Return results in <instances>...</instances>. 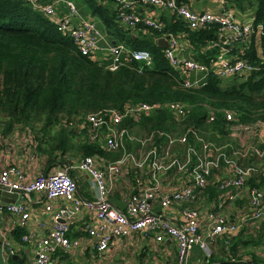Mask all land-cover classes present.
I'll list each match as a JSON object with an SVG mask.
<instances>
[{
    "label": "built area",
    "instance_id": "2783aa9c",
    "mask_svg": "<svg viewBox=\"0 0 264 264\" xmlns=\"http://www.w3.org/2000/svg\"><path fill=\"white\" fill-rule=\"evenodd\" d=\"M22 1L56 22L59 30L74 40L82 54L108 69L116 70L132 60L147 65L153 63L150 49L133 48L123 41L112 40L96 15L81 13L74 0ZM99 1L114 3L121 24L130 29L143 24L161 32L167 27L164 14L182 21L186 29L167 30L159 38H167L168 45L163 47L165 56L184 76L186 87L202 86L211 76L224 80L235 75L246 76L259 69L256 62L240 57L238 49L244 52L256 36H262L263 23L256 21L254 13L249 20H240L232 0H217L221 5L218 12L196 8L189 0ZM60 2L66 4V11H59ZM212 25L217 26V35L203 48L218 49L219 53L210 62H204L193 55L189 33ZM162 106L165 105L158 102H129L123 109H100L83 117L79 127L87 128V138L100 142L108 151L120 152L115 159L101 154L85 155L74 164H66L53 172H41L33 178L15 164L0 169L1 190L24 198L42 192L46 196L44 210L54 213L44 235H40L37 229L23 234L24 240H35V257L31 264H52L59 252L68 253L80 245L79 239L70 236V230L84 209L98 220L95 225L86 221L83 227L96 241L99 252L109 247L113 237L124 238L142 230L145 234H153L158 241L167 236L174 238L177 243L176 264H190V251L196 243L211 253V243L222 233L240 230L250 219L264 220V185H246V179L261 168L255 163H243V159L252 154L264 158V148L255 141L249 144L242 138L243 134L264 139L261 134L264 126L259 132L249 126L235 125L231 140L218 137L212 141L207 131L196 124L177 132L153 128L147 134H136L132 123L154 114ZM166 106L179 121L187 115L182 101H172ZM216 114L209 112L207 120H214ZM225 116L233 120L235 112L227 110ZM126 121L130 125L125 124ZM25 133L29 135L30 129ZM222 138L226 139L224 143ZM233 140L237 141V148L231 146ZM131 144H136L138 149H132ZM177 147L182 150L176 151ZM73 167L91 175L95 188L93 197L84 198L77 194L78 182L72 174ZM125 170L126 174L133 176L134 188L124 190V205L120 206L111 195ZM216 170L220 175H214ZM215 177H220L218 185L223 191L204 208L200 204L201 194ZM242 191L248 197L249 217L234 221L221 208L224 202L234 201ZM58 199L65 203L55 206ZM169 209L179 211L182 217L179 222H174L171 213L168 214ZM0 210L14 215L22 227L27 226L34 214L25 199L5 202L0 197ZM202 225L206 226L205 231ZM3 243L8 249L5 253H15L8 240Z\"/></svg>",
    "mask_w": 264,
    "mask_h": 264
},
{
    "label": "trees",
    "instance_id": "16d2710c",
    "mask_svg": "<svg viewBox=\"0 0 264 264\" xmlns=\"http://www.w3.org/2000/svg\"><path fill=\"white\" fill-rule=\"evenodd\" d=\"M85 1L112 40L123 41L133 48L150 49L153 63L147 65L132 60L116 70L108 69L82 54L74 40L63 34L57 23L42 11L22 0H0V128L5 133L15 124L35 130V124L41 122L34 139H37L39 150L49 154L52 163L56 161L53 157L56 151L61 150L65 155L75 148L82 157L91 154H101L108 159L119 157L120 152L108 151L100 142L85 136L76 141L75 137L87 133V128H80L79 123L88 112L123 109L129 102L165 105L141 121L133 122V126L139 123L171 130V126L179 121L166 106L172 101L185 103L187 115L183 123L204 128L214 139L231 140L235 125L249 126L256 131L264 126V33L260 47L252 41L239 55L256 62L258 70L246 76L235 75L229 82L211 76L206 84L189 88L184 84V76L170 65L158 43L162 32L186 29L182 21L174 16H164L167 27L161 32L143 24L130 29L121 24L114 3ZM232 1L243 11L252 8L256 21L264 26V0ZM216 35L217 26L214 25L189 33L193 55L197 59L210 62L219 53L218 49L203 48ZM227 110L235 112L233 120L226 118ZM209 112H217L214 120H207ZM57 125L60 128L52 133ZM233 143L238 145L236 140ZM255 143L264 148V139L258 137ZM229 152L232 153L231 148ZM243 163H255L261 168L246 179V185H264V158L252 154L244 158ZM215 174L220 175V171H214ZM219 179H212L206 188L211 197L223 191L218 185ZM242 234L246 235L243 229L234 235L229 232L219 235L214 240L216 245L211 244L209 260L251 254L252 260L259 264L263 257L251 248L264 243V231L256 238L245 239ZM59 254L61 259L68 258L65 252Z\"/></svg>",
    "mask_w": 264,
    "mask_h": 264
},
{
    "label": "crops",
    "instance_id": "0c3cea01",
    "mask_svg": "<svg viewBox=\"0 0 264 264\" xmlns=\"http://www.w3.org/2000/svg\"><path fill=\"white\" fill-rule=\"evenodd\" d=\"M191 3L199 9H207L218 12L221 10V5L217 0H189ZM233 4L235 5L234 1ZM87 5V4H86ZM60 12L67 10V6L64 2L58 4ZM236 14L240 20H249L253 14V9L241 10L237 8ZM84 15L92 14V11L83 10ZM166 17L171 15L164 14ZM98 19V18H97ZM99 20V19H98ZM106 31V30H105ZM109 35V34H108ZM261 37L256 36L253 42L257 47H260ZM192 51L194 50L192 44ZM238 49L239 55L243 52ZM30 129L32 140L24 138L26 136L21 131H27ZM21 129L13 128L8 132L0 130V169L10 164H15L23 170V172L29 177L33 178L41 172H53L58 169L66 167V164L76 163V159L68 158V156L61 153V150L55 152L53 157H56L55 162H49V154L39 150L36 133L31 128ZM245 136V142L251 143L254 140ZM234 148L236 144L232 143ZM237 148V147H235ZM72 174L76 177L78 182L77 194L84 198L93 197L95 194L94 181L91 175L85 170L73 167L71 169ZM209 187V186H208ZM134 182L133 176L130 173L126 174V170L121 174L116 181V187L114 193L111 195V199L120 206L124 205L123 192L125 189H133ZM240 194L234 201L224 202L221 210L225 212L232 220L241 221L244 218H248V197L245 193ZM15 194V193H12ZM219 195L210 196L208 191H204L201 194L200 204L207 208L210 205L211 200L217 198ZM0 197L5 202H14L25 199L29 203V206L33 209L34 214L31 220L27 223V226H20L14 215L6 211L0 210V264H31L35 257V240L32 242L23 239V234L29 230L37 229L40 235H44L50 227L53 220V212L45 211L44 206L46 202V196L42 192L32 193L26 198L21 197L16 193L15 196L3 195L0 193ZM65 201L58 199L55 201V206L64 204ZM171 213V218L174 222H179L181 214L178 210L169 209L168 214ZM205 219L203 218V221ZM88 221L95 225L98 222L97 218H94L93 213L84 209L79 213L76 224L70 230V236L80 240V245L77 248L71 249L67 254L68 258L61 259V255L57 256L56 261L52 264H176L177 243L176 240L170 236L165 237L163 241L156 240L153 234H145L142 230L134 231L130 235L120 238L113 237L109 247L99 252L96 248V241L88 236L84 229V223ZM44 222V224L42 223ZM202 229L205 231L206 226L202 225ZM245 232V239L250 237H257L264 231V220H252L245 223L244 227L240 230L229 232L230 235L237 234V232ZM247 237V238H246ZM4 240L15 248V253H5L8 249L4 245ZM215 242V243H214ZM211 244L216 245V241ZM255 250L264 261V243H260ZM212 252V250H211ZM211 253H208L200 244H195L190 251L189 262L190 264H256L251 257V254H245L241 258H235L233 256L217 259L216 261L209 260ZM15 259L17 262H15ZM259 264H263V263Z\"/></svg>",
    "mask_w": 264,
    "mask_h": 264
},
{
    "label": "rangeland",
    "instance_id": "374dc122",
    "mask_svg": "<svg viewBox=\"0 0 264 264\" xmlns=\"http://www.w3.org/2000/svg\"><path fill=\"white\" fill-rule=\"evenodd\" d=\"M75 2H76V4H77V6H78V8H79V10L81 9V11L84 13V11L83 10H87V11H92L91 10V8L90 7H88L87 5H86V1L85 0H74ZM81 12V13H82ZM97 17V16H96ZM233 78L231 77V78H227V79H224L223 81L224 82H229L230 80H232ZM183 120H180V121H178V122H176V125L175 126H171V130H173V131H182V130H184L187 126H189L190 125V123L189 124H185V123H183L182 122ZM125 124H128V125H130V123H129V121H126L125 122ZM40 126H41V122L40 123H36L35 124V130L32 128V127H30V126H27V125H21V124H15L13 127L14 128H17V129H24V128H31L35 133L36 132H38L39 130H40ZM131 127H133L134 129V131H135V133L136 134H138V135H144V134H147L151 129H153V128H150V125H144V124H135L134 126H131ZM60 128V126L59 125H57V126H55L53 129H52V133H55L58 129ZM0 130H2L1 128H0ZM20 130V131H21ZM208 130V129H207ZM23 134H25L26 136H24V138H29V136H28V134L27 133H25L24 131H21ZM259 132H260V130H259ZM83 133V132H82ZM81 133V135H79V136H77V137H75V140L76 141H81L82 139H83V137L85 136V137H87V133H84V134H82ZM261 134H262V136H264V127H262V132H261ZM249 135V134H248ZM212 135H209L208 136V138L210 139V140H214V138L213 137H211ZM245 135H243L242 134V138L243 139H246L245 137H244ZM258 135H252L251 136V138H252V140H257L258 139ZM30 140H32V137L30 136V138H29ZM225 140L226 139H224V138H222V143H224L225 142ZM241 142H243L242 140H240ZM245 146H249L248 144H245ZM132 149H138L137 147H136V144H131V146H130ZM182 150V148L181 147H177L176 148V151H181ZM66 155L68 156V158H72V159H76V160H79V159H81L82 158V154L79 152V150L77 149V148H75V149H71V150H69V151H67L66 152ZM258 162H259V160H258ZM261 263H263L264 264V261L263 262H261Z\"/></svg>",
    "mask_w": 264,
    "mask_h": 264
},
{
    "label": "water",
    "instance_id": "95a60500",
    "mask_svg": "<svg viewBox=\"0 0 264 264\" xmlns=\"http://www.w3.org/2000/svg\"><path fill=\"white\" fill-rule=\"evenodd\" d=\"M158 43L160 44L161 47H166L168 45V40L165 37H161V38H159ZM0 193H2L5 196H7V195L15 196L16 195V193L15 194H12V193H10L8 191L1 190V189H0Z\"/></svg>",
    "mask_w": 264,
    "mask_h": 264
}]
</instances>
